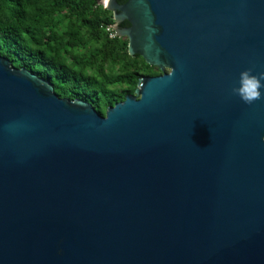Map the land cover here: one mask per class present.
Wrapping results in <instances>:
<instances>
[{
    "label": "water",
    "instance_id": "obj_1",
    "mask_svg": "<svg viewBox=\"0 0 264 264\" xmlns=\"http://www.w3.org/2000/svg\"><path fill=\"white\" fill-rule=\"evenodd\" d=\"M108 1L105 116L0 57V264H264V0Z\"/></svg>",
    "mask_w": 264,
    "mask_h": 264
},
{
    "label": "trees",
    "instance_id": "obj_2",
    "mask_svg": "<svg viewBox=\"0 0 264 264\" xmlns=\"http://www.w3.org/2000/svg\"><path fill=\"white\" fill-rule=\"evenodd\" d=\"M101 1L0 0V57L50 82L60 98L83 100L105 116L135 94L141 78L163 73L130 56L127 38L110 39L114 14Z\"/></svg>",
    "mask_w": 264,
    "mask_h": 264
},
{
    "label": "built area",
    "instance_id": "obj_3",
    "mask_svg": "<svg viewBox=\"0 0 264 264\" xmlns=\"http://www.w3.org/2000/svg\"><path fill=\"white\" fill-rule=\"evenodd\" d=\"M105 1V0H104ZM104 8H106V4H102ZM115 25H110L106 27V32L109 34L110 39H116L120 38L119 34L117 31L114 29Z\"/></svg>",
    "mask_w": 264,
    "mask_h": 264
},
{
    "label": "bare ground",
    "instance_id": "obj_4",
    "mask_svg": "<svg viewBox=\"0 0 264 264\" xmlns=\"http://www.w3.org/2000/svg\"><path fill=\"white\" fill-rule=\"evenodd\" d=\"M106 1V3H108L109 1L108 0H105Z\"/></svg>",
    "mask_w": 264,
    "mask_h": 264
}]
</instances>
